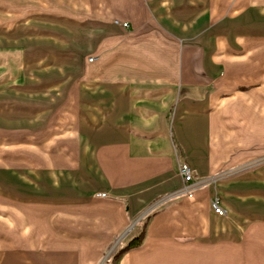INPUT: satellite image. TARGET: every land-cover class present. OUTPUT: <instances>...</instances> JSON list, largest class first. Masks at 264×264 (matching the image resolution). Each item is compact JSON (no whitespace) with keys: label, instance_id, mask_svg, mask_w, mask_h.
Instances as JSON below:
<instances>
[{"label":"crops","instance_id":"obj_1","mask_svg":"<svg viewBox=\"0 0 264 264\" xmlns=\"http://www.w3.org/2000/svg\"><path fill=\"white\" fill-rule=\"evenodd\" d=\"M48 1L64 4L65 24L30 27L53 51L32 64L65 69L14 76L33 109L1 101L0 128L57 148L30 165L8 157L0 197L17 215L66 213L34 219L47 233L26 234L18 219L0 236V264H98L105 245L83 243L142 231L116 264H264V0Z\"/></svg>","mask_w":264,"mask_h":264},{"label":"rangeland","instance_id":"obj_2","mask_svg":"<svg viewBox=\"0 0 264 264\" xmlns=\"http://www.w3.org/2000/svg\"><path fill=\"white\" fill-rule=\"evenodd\" d=\"M63 3L59 2H49L48 0H0V79L3 77H6V75L13 76L12 82H4L2 83L0 81V89L3 86V88L7 89L6 91V97L0 98V104L1 101L6 102V109L17 112L16 106L19 104H22L23 102V108L25 110H32L33 107L31 104H29L26 100L21 101V96H16V91L12 85L20 83L19 79L15 78L16 76H19L24 73H33V72H41L44 73V71H52L51 73L56 74L61 72L59 69H65V66L63 64L57 63L55 66H48L44 68H40L39 66L35 67L32 64V59L35 57L37 58L40 56V54H49L52 51V45L50 44H38L37 42L40 41H46V35L38 36L36 33H31L29 30L31 29V26L40 25L43 28L54 26V25H61L65 24L64 20L60 21L58 19L59 16L58 13L64 11H59V7H63ZM67 24V23H66ZM39 41V42H40ZM22 42H25L27 47L24 49H19L18 45L19 43L22 44ZM31 42H34L31 44ZM30 43V44H27ZM23 45V44H22ZM26 54V63L30 64L24 67L23 65V59L22 57H25L22 53ZM76 51H73V54H75ZM38 55V56H37ZM22 62V63H21ZM61 65V66H60ZM24 67L25 69H21ZM41 69V70H39ZM79 67H73V69L70 71L71 75H74V79L78 77L80 74V71L77 70ZM69 68L67 69L68 73ZM15 76V77H14ZM74 79L71 81L68 89H76L78 88V84L74 82ZM2 83V84H1ZM31 83V82H30ZM79 83V82H78ZM28 84V83H24ZM10 91V92H9ZM25 93V92H24ZM8 104V105H7ZM11 104V105H9ZM19 114H22L18 112ZM5 115H8L9 113H4ZM2 114V115H4ZM1 115V113H0ZM0 128V165L2 164H9L11 162H8V157L10 158H23L28 162L29 165L32 163V155L34 151H38L39 149H45L47 151H54L57 147L55 146H37L33 145L35 137V133L32 129H22L19 131H6L5 129ZM42 136V135H41ZM38 138V137H37ZM4 158V159H2ZM22 161V160H21ZM25 161V162H26ZM1 186V185H0ZM3 188V187H1ZM32 198L26 197L25 202L31 203ZM4 208V209H3ZM13 204L10 202L3 200L0 197V236L2 234L7 233H17V230L21 229L22 226L16 225L19 220H22L26 226H24L25 233H31V234H38V233H47L48 227H40L38 225L34 226V219H44L51 217V218H60L63 219L65 216V210L58 209L55 211H45V212H39L34 211L33 209H25L20 210V213L17 215V209L13 210ZM10 209V210H8ZM75 212V211H74ZM7 220V222L11 223V228L8 227L7 224H2L1 220ZM74 219V218H73ZM34 221V222H33ZM143 226H138V228H142ZM137 228L136 225H134L131 229V231L135 230ZM141 231V230H140ZM68 233L72 234V231ZM75 233V232H74ZM73 233V235H74ZM104 233H107L105 231ZM72 236V235H71ZM107 236V235H105ZM125 238H122L119 242L118 239H113L111 242H91L83 243L84 245H95L98 248L102 244L105 245V248L103 250V256L99 259L98 264H116V261L114 260V256L117 254L120 247L125 243ZM7 244L8 242H4ZM29 243V242H26ZM1 246V241H0ZM110 253V256L108 259H105L106 256Z\"/></svg>","mask_w":264,"mask_h":264},{"label":"built area","instance_id":"obj_3","mask_svg":"<svg viewBox=\"0 0 264 264\" xmlns=\"http://www.w3.org/2000/svg\"><path fill=\"white\" fill-rule=\"evenodd\" d=\"M117 23H120L124 28H128L129 26L128 22L121 23L120 21H117ZM92 59L93 58H91V60ZM180 173L184 179V183H185L184 187L185 189H188L189 187L192 186L194 180V170L190 166V164H188L187 162H183L180 165ZM189 195L192 196L193 194L190 193ZM98 196L105 197L106 193H100L98 194ZM212 207L217 214L224 215L225 209L220 205V201L218 198L212 200Z\"/></svg>","mask_w":264,"mask_h":264},{"label":"trees","instance_id":"obj_4","mask_svg":"<svg viewBox=\"0 0 264 264\" xmlns=\"http://www.w3.org/2000/svg\"><path fill=\"white\" fill-rule=\"evenodd\" d=\"M144 231H142L139 235L135 236L134 238H132L131 240H129L128 242L124 243L120 249L118 250L117 254L114 256V260L119 259V257L125 253L126 251L132 249V248H136L139 247L144 239Z\"/></svg>","mask_w":264,"mask_h":264},{"label":"water","instance_id":"obj_5","mask_svg":"<svg viewBox=\"0 0 264 264\" xmlns=\"http://www.w3.org/2000/svg\"><path fill=\"white\" fill-rule=\"evenodd\" d=\"M124 237V235H122L119 239H118V242ZM110 256V253L106 256L105 259H108V257Z\"/></svg>","mask_w":264,"mask_h":264}]
</instances>
